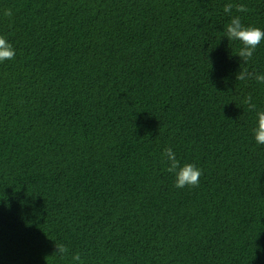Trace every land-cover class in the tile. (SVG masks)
Masks as SVG:
<instances>
[{"label": "trees", "instance_id": "1", "mask_svg": "<svg viewBox=\"0 0 264 264\" xmlns=\"http://www.w3.org/2000/svg\"><path fill=\"white\" fill-rule=\"evenodd\" d=\"M229 3L264 28V0H0V264H264V84L235 79L264 42L235 55Z\"/></svg>", "mask_w": 264, "mask_h": 264}, {"label": "clouds", "instance_id": "2", "mask_svg": "<svg viewBox=\"0 0 264 264\" xmlns=\"http://www.w3.org/2000/svg\"><path fill=\"white\" fill-rule=\"evenodd\" d=\"M234 7L237 13H245L247 11L243 4L233 5L229 3L223 7L224 13L229 17V22L223 29V36L228 41L239 45L235 55L241 58L244 63H247L253 58L257 47L264 42V28L245 24L240 15L233 14ZM4 14L11 16L12 12L7 10ZM15 56L16 49L13 44L5 36L0 35V63L11 61ZM253 77L258 83L264 84V73L254 74L248 72L247 69H240L235 75V79L242 82ZM249 103L254 111L253 125L250 129L251 137L256 144L261 145L264 144V108H257L255 105H251L250 98ZM161 159L166 166L167 172L172 174L176 188L195 187L199 184L202 175L201 169L191 162H181L172 148L164 149L161 153ZM66 252L67 249L63 246L57 248V253L60 255H64ZM72 259L79 264L81 257L75 255Z\"/></svg>", "mask_w": 264, "mask_h": 264}]
</instances>
